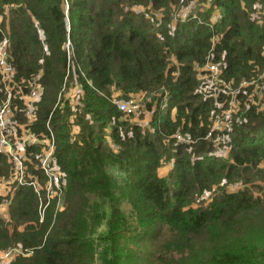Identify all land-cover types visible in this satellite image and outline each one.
<instances>
[{
    "label": "trees",
    "instance_id": "trees-1",
    "mask_svg": "<svg viewBox=\"0 0 264 264\" xmlns=\"http://www.w3.org/2000/svg\"><path fill=\"white\" fill-rule=\"evenodd\" d=\"M182 1L0 0V40L13 79L23 82L17 92L38 75L31 129L46 133L47 121L63 183L59 208L52 200L41 220L32 189L12 191L0 249L21 253L7 264H264L263 89L262 104L241 101L232 114L228 146H213L204 136L217 106L198 93L204 79L194 68L211 53L233 87L256 79L264 0H209L195 16L192 1ZM70 83L79 91L73 112L67 101L55 105ZM115 93L142 96L146 122L118 111ZM176 132L193 142H177ZM220 147L225 155L214 153ZM0 162L7 175L2 154ZM222 180L243 188L218 187L206 206H191Z\"/></svg>",
    "mask_w": 264,
    "mask_h": 264
},
{
    "label": "built area",
    "instance_id": "built-area-1",
    "mask_svg": "<svg viewBox=\"0 0 264 264\" xmlns=\"http://www.w3.org/2000/svg\"><path fill=\"white\" fill-rule=\"evenodd\" d=\"M185 14L182 13L181 16L184 17ZM216 18L217 15H215ZM149 19L152 21L151 18ZM6 46V40L1 39L0 91L4 98L0 102V154L5 157L8 176L0 175V188L5 187L11 195L17 186L30 187L37 197L41 220L44 208L52 200H55V205L61 203L62 173L53 157L54 136L47 121L45 123L46 133L35 134L31 129V124L35 119V103L41 96V86L37 81L38 75H34L31 80L24 82L23 86L26 91L18 93L17 88L19 89L23 82H16L13 79ZM211 59L212 55L209 53L203 65L194 67L204 79L198 93L202 98L213 97L217 106L216 110L209 113L210 126L204 138H209L213 146L227 147L229 142L227 132L230 130L229 119L239 110L240 102L245 103V106H248V103L255 105L259 101L262 104L264 70L258 74L256 79L240 80L237 86L233 87L231 81L227 82L222 77L220 61L214 62ZM248 85H254L252 90L254 93L245 94L244 88ZM13 88H15L14 91ZM241 94L244 95V98L239 96ZM15 98L21 100L22 106L19 107L14 102ZM112 102L125 116L139 117L144 111V103L140 95H132L125 99L113 96ZM240 109L244 111L243 108ZM20 112L22 120L18 118V115H21ZM173 137L180 143L193 142L189 136L177 132L173 134ZM214 153L221 155L217 151ZM41 177L44 178V182ZM19 253H21L19 246L0 250V264H7Z\"/></svg>",
    "mask_w": 264,
    "mask_h": 264
},
{
    "label": "rangeland",
    "instance_id": "rangeland-1",
    "mask_svg": "<svg viewBox=\"0 0 264 264\" xmlns=\"http://www.w3.org/2000/svg\"><path fill=\"white\" fill-rule=\"evenodd\" d=\"M193 5L191 7V12L193 13V15L195 16V12L196 11H199V12H203L205 10L206 7H208L210 4H208L209 0H205L204 3H197L198 0H191ZM180 2H183L182 0H180ZM208 2V3H207ZM131 8L135 11H144V7L142 6H139V5H136V6H131ZM156 12V11H155ZM215 15H218V11L217 10H213L211 11L210 15H209V20L212 21V20H215ZM147 16H149L148 14H144V17L147 18ZM218 17V16H217ZM149 22L150 19L147 18ZM200 20V19H198ZM217 34H214L210 37V40L213 44V40L214 38H216ZM62 90V89H61ZM249 91H252L251 89H249ZM257 91V90H255ZM254 93V92H252ZM79 96V91H78V88L75 84H72L71 83L69 84V86L66 88V90L64 89V91L61 92V94H59L57 100H56V103L55 105L57 104L58 102V105L59 107L61 108L63 106V102L64 101H67L68 105L70 106V110L73 112L74 111V107L75 105L77 104V101H78V97ZM113 96L117 97V98H120L122 99L123 97L117 95V94H114ZM145 115L147 116V112H145ZM72 118V116H71ZM134 118H137V117H132L130 119V121H135L137 120L138 122L140 123H145L144 120H146V117L145 116H141L137 119H134ZM71 120V119H70ZM216 151H219L221 153H223V155H225V151L226 149H222L221 147L220 148H217ZM227 156V155H226ZM168 163H170V165H172V161H169ZM167 162L166 163H163L161 164L158 168V173H161L160 176H164L166 174V171L167 169L170 167V165L168 164ZM0 165L2 166L3 163L0 162ZM31 170V169H30ZM8 176V175H7ZM41 180L44 182V178L41 177ZM262 184V183H261ZM246 185H249V184H246ZM218 187H222L226 192H233V191H236L238 189H241L243 188V185L241 184L240 181H233V182H227L225 183L223 180L220 181L218 184H214L210 187V189L208 190H205L197 199L195 202H193L191 204L192 207H198V206H201V207H204L207 205V203H209L211 201V199L213 198V196L217 193L218 191ZM254 193L258 194L260 193L261 191H254ZM7 196L9 197L10 196V193L6 191V188L5 187H1L0 188V203L1 205H3V210H0V214H2L4 217H7V213H6V205H7V202H5L7 200ZM56 207L60 206V205H55ZM43 216V212L41 214V218ZM100 230H103L104 227L103 226H100L99 228ZM10 247V246H8ZM5 249V248H2V250ZM1 250V249H0ZM149 250H152L154 252V254H156V245H152L150 246Z\"/></svg>",
    "mask_w": 264,
    "mask_h": 264
},
{
    "label": "crops",
    "instance_id": "crops-1",
    "mask_svg": "<svg viewBox=\"0 0 264 264\" xmlns=\"http://www.w3.org/2000/svg\"><path fill=\"white\" fill-rule=\"evenodd\" d=\"M115 94H116V93H115ZM147 115H148V114H147ZM145 117L147 118L146 115H145ZM144 121L146 122V120H144ZM167 163H168V162H167ZM168 164L170 165V163H168ZM170 167H171V165H170ZM170 167H169V168H170ZM158 168H160V167H158ZM169 168H168V169H169ZM168 169H167V170H168ZM158 170H159V169H157V173H158ZM166 172H167V171H166ZM160 174H161V173H158L159 176H160ZM10 197H11V196H9V198H7V200L5 201V202H7V205H6V213H7V206H8V203H9V201H10ZM8 199H9V200H8ZM0 205H1V203H0ZM0 209L3 210V205L0 206ZM1 215H2V214H1ZM38 215H39V212H38ZM39 220H40V216H39Z\"/></svg>",
    "mask_w": 264,
    "mask_h": 264
}]
</instances>
